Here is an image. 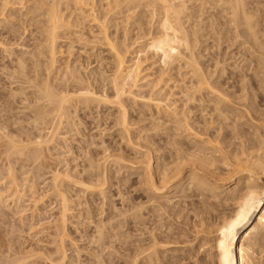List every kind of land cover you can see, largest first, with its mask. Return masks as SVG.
<instances>
[{
    "label": "rangeland",
    "instance_id": "obj_1",
    "mask_svg": "<svg viewBox=\"0 0 264 264\" xmlns=\"http://www.w3.org/2000/svg\"><path fill=\"white\" fill-rule=\"evenodd\" d=\"M103 1L91 0L93 17L94 19L98 16L100 18L103 15L102 22L106 16L108 17L107 14L104 13L106 16L102 14L107 10L105 8L107 5ZM21 4L12 5L14 8H10L11 6L6 8L3 14L12 9L9 15L7 12V17L2 14L0 16V40L3 41L4 46H0V264H52L51 258L57 256L56 247L63 238L67 253L65 264H218L217 257L214 256L217 253L214 240L218 233L217 228L223 220V215L226 214L221 213L219 209L210 210V212L208 207L204 208L206 206L199 202H191L190 197H187V194L191 192L186 185L183 189L187 187L185 192H179V190L170 192L167 189L168 192L165 194L154 197L148 189L150 186L148 177L142 175L140 167L146 165L147 161L151 162V167H154L158 162L167 163L171 160L168 153L169 148H167L169 144L165 145L167 142H164L168 141L167 137L161 136V131H159L160 135L158 132L155 133L156 139L152 142L149 143L146 140L149 132L152 134L156 130H161L158 126L160 128L157 127L158 129L151 131L157 126V123L154 124L155 121L157 122L153 116L156 112L154 106L145 105L144 102L139 101L140 99L138 101L126 99L124 104H127L125 107L129 122L128 130H124L122 123L117 120L120 116L119 109L114 104L111 106V102L99 103L92 109L78 108L77 111H71L68 115L70 121L80 122V125L74 126L73 123L69 125L66 121L61 124H52L49 121L43 127L36 128L35 118L30 110L24 107L25 101L20 98V95L24 93L15 89L22 81L17 76L16 62L24 52V54L27 53L25 54L26 60L27 58L31 60L37 54L35 59L33 58L35 61L30 62L28 59L26 62L33 63L39 59V67L36 70H38L37 73H42L45 81L57 84L61 70H64L67 75L66 68L70 67L69 69L72 71L76 69L75 73L85 79L87 84L84 85H90L98 93L108 92L111 97L110 92H114L111 85L114 81L115 57L110 44L107 43L108 39L104 38L106 33L110 39L114 36V41L109 40V42L112 41L111 43H116L118 39L125 41L124 37H127V42H123L131 47L129 58L132 60L137 58L136 60L140 59L139 61L143 59L141 67L144 70L139 76L143 77L147 73L144 76L146 78L139 77V82H141H138L139 87L134 90L133 94L136 95V92L138 94L143 89L145 92L141 95L149 94L154 91V87L158 88L159 90L155 89V91L159 92L164 89L162 93L171 91L167 93L170 101L165 99V103H174L173 107L178 106L181 104V100H177L181 96L178 89H181L186 79L180 81L179 71L171 64V66L167 65L170 70L165 65L166 71L164 70L163 73L164 64H161L163 62H161L160 55H157L154 49H149L150 46L144 47L148 45L150 35L148 36L145 32L140 34V31L137 32L136 29L132 31L134 27L132 28V24L128 21L125 22L127 26L124 22L120 25L116 24L117 28L121 26L116 34L112 32L116 30L117 21L115 23L111 21L112 24L114 23L113 25L110 23L111 27L110 24L105 26L108 29L106 32L99 18L96 22L95 20H80L84 22L80 24L81 26L74 24L68 29H61L57 37L59 52L57 60L53 62L48 54L44 53L46 50L44 46L47 43L40 35L42 30L39 29L40 27L37 28L43 23L29 20L31 15L27 9L28 3H25L26 6L23 7L24 4ZM71 5L74 6L73 2L70 3ZM101 6L103 10L105 9L104 11ZM73 8L63 6L67 18L76 22L79 17L76 14H79V11ZM11 11L14 15L10 14ZM27 11L30 16L25 14ZM46 18L48 19V15L38 17L44 22L47 21ZM5 19L7 22L10 21L11 25L9 22L7 25ZM128 23L131 27L127 30L126 27L130 26ZM11 26L17 31L9 30L8 27ZM102 29L105 30L100 33ZM143 34L148 38L145 39ZM115 35L116 38L118 37L117 40ZM39 38L43 40V43L40 40L37 41ZM29 52L30 54L36 52V54L29 57ZM134 60L131 62L133 63ZM160 66H162L161 69ZM158 69L162 71L160 72L162 75L158 73ZM33 70L35 67L30 72V74L33 73L31 77L36 74V70ZM159 74L164 76L161 77ZM155 76L163 80L157 82L164 84L159 83L161 85L159 86L154 80ZM152 79L154 82H151ZM149 80L150 83L147 82ZM145 82L148 84L156 82L158 86H150ZM62 83L66 85L65 81ZM10 93L16 94L14 100L8 95ZM110 97V100L115 99V96ZM196 113L194 114L196 117L200 116ZM77 127H80L79 130H82L84 134L78 131L80 134L75 135ZM159 139L164 143H160ZM13 140L17 141V147L11 144ZM26 145L30 148H39L38 150L41 151L39 157L36 158L28 150H24L23 153L16 151ZM181 163L190 167L188 160H182ZM226 163L219 164L220 169L215 174L219 176L216 177L225 178L227 173L229 174L227 179L233 177V174L229 173L232 168L230 164L233 162H228L227 165ZM90 164L94 166L95 176L90 180L96 181V176L103 178L107 174L108 179L105 186L95 185L94 190L80 189L74 185L67 186V180H71L63 174L67 169L77 175L83 171V168L90 169ZM83 173L81 175L84 176ZM153 173L155 175V171ZM56 174L60 176H56L55 179ZM262 175L259 174L261 184L264 183ZM155 177L157 180V176ZM90 180L87 179L86 182L90 183ZM56 182L70 197L71 209L67 212L65 222L61 220L62 197L59 195L60 192H57L59 187L56 186ZM214 224H216L215 228H213ZM63 234H65L64 237H62ZM155 247L161 249L160 251L158 249L155 256L150 258L149 254L155 252ZM261 253L258 250L255 252L253 264H259L260 260L264 264V250ZM58 264L62 263L58 262Z\"/></svg>",
    "mask_w": 264,
    "mask_h": 264
},
{
    "label": "bare ground",
    "instance_id": "obj_2",
    "mask_svg": "<svg viewBox=\"0 0 264 264\" xmlns=\"http://www.w3.org/2000/svg\"><path fill=\"white\" fill-rule=\"evenodd\" d=\"M72 2L76 8L71 6L79 11V14H76V16L79 15L78 19L75 17L76 22L69 20L63 10V6L73 8L70 6ZM103 2L106 3L107 10L104 9L105 12L101 6L104 11L102 14L105 13L108 17L104 14L106 18L102 22L103 15L100 19L97 14L102 27L117 21L115 23L116 30L112 32V34H116L117 29L119 30L121 27L117 28V25L126 21L130 22L132 28L134 27L132 31L136 29L137 32L140 31V34L145 32L148 36L150 35L148 38L143 34L145 39H149L148 45H145L146 42L143 45L147 48L150 46L149 49H154L157 55H160L159 57L162 59L160 61L163 62L161 64H164L163 68L160 66L163 73L165 65L167 67L171 64L179 71L180 81L186 79L182 87L180 86L181 89H178L181 96L177 93L180 96L177 100H181V104L173 107L174 103H165V99H168L169 96L167 93L171 91L162 93L163 85L162 88L160 87L161 92L158 91V88L152 87L154 89L151 91L152 93L141 95L145 91L140 88L142 91L138 94L136 92V95L133 94L134 90L139 87L140 78L147 74L145 73L143 77L139 76L144 70L141 67L143 59L139 61L140 59L136 60L135 57L136 59H133L132 63V58H129L131 47L128 46V43H126L127 45L124 43L127 42V37H124V42L118 39L121 41L119 43L117 34V38L115 35L117 42L111 43L112 41L109 42V40H113L114 36L111 39L109 36L108 38V33H106L108 29L105 27L106 37L104 38L108 39L107 43L110 44L115 57L114 81L111 85L114 87L111 88L114 89V92L109 91L113 97L115 96V99H111L112 101L109 99L108 92L98 93L90 85H84L87 83L81 75L75 73L76 69L72 71L69 69L70 67L66 68L67 75L64 70H61L60 80L54 85L50 81H45L41 72V74L37 73L39 59L36 60L37 62L27 63L26 61L30 58L26 60L25 54L27 53L24 54V52L17 58L16 72L22 81L15 89L24 93L20 95V98L25 101L24 107L29 109L35 118L36 128L43 127L49 121L52 124H61L66 121L68 124L73 123L74 126L80 125V122L70 121L68 115L71 111H77L78 108L92 109L99 103L111 102V106L114 104L119 109L120 116L117 120L122 123L124 130H128L129 122L125 107L127 104H124L126 99H133V101L140 99L139 101L144 102L145 105L154 106L156 112L154 115L151 114L155 116L154 119L157 122L155 121L154 124L157 123V126L151 131H155L158 126L161 127H158L161 130H156L152 134L149 132L146 135V140L149 143L152 142L156 139L157 132L160 135L159 131H161V136L167 137L165 138L168 141L164 142H167L165 145L169 144L167 148H169L168 153L172 161L163 162L164 164L158 162L156 166H152L155 170L149 161L140 167L142 175L148 177L150 183L148 189L154 197H157V195L160 196L172 190L185 192L188 187L191 193L187 194V197H190L191 202L197 201L206 206L204 208L208 207L209 211L221 210V213L226 215H223L222 222L219 227L217 226L218 233L214 240L217 248V253L214 256L217 257L218 264H253L255 252L258 250L261 253L264 250V183L261 184L259 178V174L264 176V0H104ZM17 3L24 4H21L22 7L28 3L27 9L31 15L29 20L43 23L37 28L40 27L39 29L42 30L40 35L47 43L44 46L46 50L43 49L44 53L48 54L53 62L57 60L59 52L57 37L61 29H68L74 24L81 26L80 24H84V22H80V20H95L96 22L98 19L93 17L91 0H0V16L1 14L5 16L7 12L9 15V11L12 9H9L6 14H3L4 10L9 6L14 8L12 5H17ZM28 11L25 13L26 15ZM10 14L14 15V12L11 11ZM46 15H48L47 21L38 19V17ZM8 22L11 25L10 21ZM99 22H97L98 25ZM111 24L110 27L113 25ZM125 25L127 26L126 23ZM14 27L8 28L14 31ZM129 27L131 25L126 29L128 30ZM122 28H124L123 25ZM105 29H102L100 33ZM39 40L43 43V40L39 38L37 41ZM0 46L4 47L1 40ZM34 54L29 52L28 56L32 57ZM34 67L37 75L31 77L33 73L30 74V72ZM141 68L143 69L141 70ZM167 68L170 70L169 66ZM181 71L184 72L181 73ZM160 72L162 71L158 69V73ZM149 74L151 73L149 72ZM149 74L148 76H150ZM160 74L162 75V73ZM158 76L155 77L158 78ZM156 78L154 79L156 82L163 81L160 80L161 78ZM62 80L65 81V86ZM152 80L151 82H154ZM175 80L174 82L177 81ZM147 82L150 83V80ZM156 82L155 84L145 83L156 86ZM159 83L162 82H157V84ZM140 85L142 87V84ZM159 86L161 85L159 84ZM155 89L158 90L155 91ZM98 91L102 92L103 90ZM8 95L13 100L16 97V94L13 93ZM194 112L200 116L196 117ZM79 129L81 128H76L75 135L81 133L82 130ZM159 141L164 143L160 139ZM11 144L13 147L18 146L15 140ZM29 148L26 145L16 151L23 153L24 150H28L36 158L39 157L41 154L39 148H30L31 150ZM182 160H188L190 167L183 165ZM223 162H227L226 165L228 162L231 163L230 167L232 168L228 169L230 171L228 172L232 173L233 177L230 179L226 178L229 175L226 172L225 178L216 177L219 176L218 174L215 175L216 171L220 169L221 165L219 164ZM89 167L90 169H82L84 176L81 175L82 172L76 175L67 169L63 173L65 177L71 179L67 180V186L74 185L80 189L91 190H94L95 185L105 186L108 179L107 174L103 178L96 176V181L90 180L95 176L93 174L94 166L92 167L90 164ZM232 174L230 175L232 176ZM56 176L60 175L56 174L55 179ZM155 176H157V180ZM87 179L90 180V183L86 182ZM145 184L148 183L145 182ZM185 185L187 187L183 190ZM56 186L59 187L57 192H60L59 195L62 197L61 220L65 222L67 212L71 209L70 197L62 187L57 185V182ZM148 189L146 190L148 191ZM167 189L169 190L167 191ZM64 242V238L60 239L56 247L57 256L51 258L52 264L66 263L67 253ZM155 248V252L149 254L150 258L155 256L158 249L159 251L161 249ZM171 249L175 250V248ZM259 264H262L261 260Z\"/></svg>",
    "mask_w": 264,
    "mask_h": 264
}]
</instances>
